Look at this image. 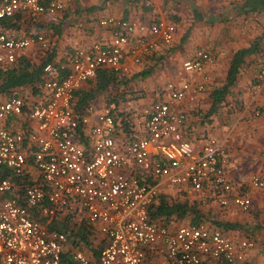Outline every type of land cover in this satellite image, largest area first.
Instances as JSON below:
<instances>
[{"label":"built area","instance_id":"obj_1","mask_svg":"<svg viewBox=\"0 0 264 264\" xmlns=\"http://www.w3.org/2000/svg\"><path fill=\"white\" fill-rule=\"evenodd\" d=\"M75 1L0 0V67L14 65L35 45L50 48L42 35L20 40L4 32L5 20L22 13L53 16ZM145 4L153 7L154 0ZM100 25L112 34L109 44L96 43L66 62L44 66L43 101L30 104L35 125L27 135L1 124L22 115L28 101L18 92L0 95V264H66L64 256L71 264H149L156 257L167 264H264L257 263L256 239L236 241L206 222L174 228L151 221V208L166 186L189 187L204 202L217 199L222 207L233 202L248 214L255 207L249 192H259L264 213V175H253L238 188L223 144L209 139L198 152L186 138L188 112L177 106L197 102L203 83L169 82L167 99L141 111V128L135 115H119L114 99L95 124L93 106L83 115L75 112L76 93L99 71L126 76L128 58L142 64L170 46L178 32L175 23L156 15L149 24L112 16ZM212 63L214 57L199 50L183 68L202 75ZM255 80L257 87L264 84V66ZM126 127L134 134L120 142ZM31 170L38 173L35 181ZM65 221L92 232L102 246L99 254L87 251Z\"/></svg>","mask_w":264,"mask_h":264},{"label":"crops","instance_id":"obj_2","mask_svg":"<svg viewBox=\"0 0 264 264\" xmlns=\"http://www.w3.org/2000/svg\"><path fill=\"white\" fill-rule=\"evenodd\" d=\"M251 1L154 0V6L147 7L146 0H76L69 3L64 11L53 16L18 14L5 20L2 28L6 33L16 34L20 40L38 35L46 38L50 44L48 50L35 45L11 65L12 68H17L21 62H26L36 68L49 59L55 64L66 62L76 50H88L96 43L109 44L112 34L101 26L100 22L112 16L141 20L149 24L156 15L175 23L178 32L170 46L162 47L155 56L139 65L128 58L126 61L130 73L126 75L127 83L113 82L106 90L98 91V78H94L76 93L74 110L78 115H83L89 106H93L95 113L91 115V122L95 124L96 115L114 99L118 102L119 115H135V125L141 128L145 124V120L138 118L141 111L151 107L159 99H167L164 88L169 82L203 83L205 90L198 95L197 102L185 100L177 106L178 111L182 108L188 112V121L184 128L186 138L198 152L209 139H216L223 144L230 155V165L227 169L234 183L240 188V185L250 180L253 175H264V84L255 86L256 75L264 66V9L246 10V4ZM252 47H255L254 53L245 57L229 92L221 103L215 104L214 93L228 84L236 53ZM199 50L210 53L214 57V63L208 64L202 75L186 73L184 62L191 60ZM7 67H0V70H7ZM149 67L154 68V72L145 78L140 76ZM101 71L102 76L106 71ZM42 84L43 73L34 85L11 89L9 95L18 92L28 101V105L22 115L12 116L1 125L25 135L34 129L35 124L29 117V107L31 103L43 101ZM85 98L89 100V106L83 111L81 107L86 103ZM126 129L125 133L120 135V142L134 134L131 135V129ZM82 142L87 145L85 137H82ZM31 173V180L39 178L35 170H31ZM178 192L184 197L192 195L193 199L173 200L174 194ZM249 193L257 194L254 208L259 212L244 213L233 202H230L228 207H219L221 205L217 199L204 202L202 196L189 187L166 186L163 196L172 204L188 203L189 206H194L201 216L206 213L204 207L217 209L218 206L224 217H228V221L221 223L238 226L237 229L222 232L236 241L243 238L256 239L260 248L264 244V235L260 234L264 231V213L262 206H259L263 200L259 192ZM181 220L172 217L157 221L156 224L174 228L193 225L192 222L183 223ZM206 223L216 228L213 222ZM76 225L80 230L81 224ZM216 229L221 230L219 227ZM80 232L83 235L85 233L82 229ZM90 248H87V251L94 252ZM262 251L264 252V249Z\"/></svg>","mask_w":264,"mask_h":264},{"label":"trees","instance_id":"obj_3","mask_svg":"<svg viewBox=\"0 0 264 264\" xmlns=\"http://www.w3.org/2000/svg\"><path fill=\"white\" fill-rule=\"evenodd\" d=\"M246 10H257V9H264V0H252L251 2H248L245 6ZM255 47L249 48V49H244L236 53L234 60H233V65L229 74V79H228V84L221 90L215 91V104H219L222 102L223 97L227 92H229L230 87L234 84L236 75L245 59L246 56L251 55L254 53ZM157 53V52H156ZM156 54L153 53L150 57H148L145 60H148L155 56ZM49 61L45 62L44 64H47ZM144 60V61H145ZM44 64L33 68V66H30L26 62H21L18 67H11L8 66L7 70H0V95H9L11 92L10 90L13 88H19V87H24V86H30L34 85L36 82H38L42 76L43 69H44ZM106 71L105 73L100 75L99 71L96 79L97 81V90L98 91H103L106 90L111 83H127L128 78L126 76H121L117 75L111 70H104ZM154 72V68L149 67L146 71L140 74V76H143L144 78L151 75ZM100 75V76H99ZM92 81V80H91ZM90 82V81H89ZM88 82V83H89ZM80 91V90H79ZM78 91V92H79ZM10 96V95H9ZM6 96V97H9ZM85 98L84 99V106L81 107V109L84 111L85 108L89 106V100ZM88 103V104H87ZM88 105V106H87ZM26 109V108H25ZM81 110V111H82ZM150 218L151 221L156 223L157 221H161L162 219H171L172 217H177L179 219L187 218L191 220L193 225L199 224L202 222V217L200 214V211L197 210L194 206H189L188 203H171L165 199V196H160L159 201L155 203L150 211ZM65 223V228L69 231L77 232V234H80V237L83 241L84 247L87 248H92L94 253L97 255L100 252L101 249V244L96 245L95 243V238L94 234L92 232H88L86 228L81 227L80 230L82 229L85 231L84 235L80 232L79 229H76V227H72L69 222H64ZM214 227H219L221 228V231L223 232H228V230L231 229H237V225L233 224H228V223H215L213 224ZM82 234V235H81ZM90 248V249H91ZM63 262L66 264H71L70 260L67 256H64Z\"/></svg>","mask_w":264,"mask_h":264},{"label":"rangeland","instance_id":"obj_4","mask_svg":"<svg viewBox=\"0 0 264 264\" xmlns=\"http://www.w3.org/2000/svg\"><path fill=\"white\" fill-rule=\"evenodd\" d=\"M249 194L253 195L255 197V200H257L256 199L257 194H255V195H254V193H249ZM174 195H175V197L173 196L174 197L173 200L174 199H181V200H192L193 199V198H191V197H193L192 195L184 197V196H181L179 192L175 193ZM259 206H262V202H261V205H259ZM216 207H217V209L216 208L207 209L208 207H204L203 209H206V210H204L206 213L201 216L202 219H204L202 221L209 220V221H205V222H213V223H215V225L217 223H220V222L228 221V217H224V215L222 214V211L221 210L219 211V209H220L219 207H222V206H219V207L216 206ZM256 212H259V210L255 211V208H254L253 213H256ZM206 217H208V218H206ZM181 221L182 222L184 221L186 223H191V220H189L187 218H183V220H181ZM260 234L264 235V231L260 232ZM260 234H259V236H260ZM263 245H262V247L259 248V251L257 252L258 258L260 259V260H258L259 263H262L264 261V252L262 251L264 249ZM148 263L149 264H167V262L165 260L158 258V257H156L155 259L149 258Z\"/></svg>","mask_w":264,"mask_h":264}]
</instances>
